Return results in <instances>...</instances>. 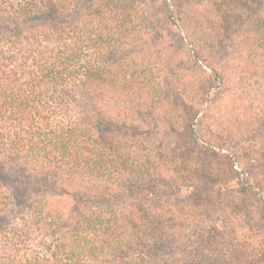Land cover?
Returning a JSON list of instances; mask_svg holds the SVG:
<instances>
[{
    "label": "trees",
    "instance_id": "trees-1",
    "mask_svg": "<svg viewBox=\"0 0 264 264\" xmlns=\"http://www.w3.org/2000/svg\"><path fill=\"white\" fill-rule=\"evenodd\" d=\"M145 3L0 0L14 29L0 30V174L28 167L35 183L25 200L30 177L11 197L0 182V264H264V240L239 223L243 207L264 225V93L223 109L222 137L200 132L214 87L218 99L228 77L264 82V0H160L165 24ZM232 141L231 158L213 152ZM225 193L230 212L197 217ZM160 195L186 210H155ZM62 197L82 201L70 225L49 202Z\"/></svg>",
    "mask_w": 264,
    "mask_h": 264
},
{
    "label": "rangeland",
    "instance_id": "rangeland-1",
    "mask_svg": "<svg viewBox=\"0 0 264 264\" xmlns=\"http://www.w3.org/2000/svg\"><path fill=\"white\" fill-rule=\"evenodd\" d=\"M141 1L146 2L145 3V7H143V11H144V13L147 15V17L149 19H151L155 23H159V24H163L164 23L165 24V22H164L165 19L162 16H163V13L165 14V10L166 9L163 8V10H162L161 8L157 9L155 7V3L156 2H160V0L159 1L158 0H141ZM167 7L169 8V10L171 12V3H169V4L167 3ZM166 16H169L170 20L173 19V21H175L174 16L171 15L170 13L165 14V17ZM176 27H178L177 30H179V26H176ZM0 30L2 32H4V33L5 32L8 33L9 31H13L14 29H13L12 26L0 22ZM162 34L164 35V33H162ZM151 36L155 37V33L152 32ZM168 36L169 35L167 34L165 36V39H167ZM167 40H169V39H167ZM187 45H188V48L192 50L191 45L190 44H187ZM193 53H194V51H193ZM198 66H200L201 68L204 69V71L206 72L207 77H208L209 71L205 67H203L201 64H199V63H198ZM227 77L228 76H226L225 78L227 79ZM224 88H227V89H229L231 91H229L225 96L220 95L218 97V99H216V95H215V93L217 92V87H214L210 92H208L209 94H207V98H206L207 102H210L211 100H213L218 105V107H219L218 109L219 110L217 111L216 108L212 107V110L210 109V111L208 112V114H209L208 117L209 118H208V120H206V122H204V125H207V126L209 125V130H208L209 133H207L208 131L206 132L205 129L204 130H202V128L200 129L201 130L200 132H201L202 136H204V137L209 136V134H210V136H212L211 138H213V137L216 138V135H218V134H220V137H222V135H224V133L222 132V129H221L222 128L221 125L224 124L223 123L224 122L223 119H225V120H228V119L226 118V114H223V109L224 110L227 109V106H229L230 104H233V103L240 104L243 101L247 105L251 104L253 106L254 105L257 106L258 104L255 101L262 99L260 96H261L262 92L264 93V82L261 79L258 82H254L252 80L251 81H248V80L241 81V79L239 80V78L237 76H235L234 78L231 76L230 78L228 77V79L224 83ZM212 93H214V94H212ZM211 96H212V98H211ZM143 108L144 107H141V109H143ZM240 120L242 121V119H240ZM219 127H221V128H219ZM235 133H237V132L235 131ZM238 133L240 135H243L242 131H239ZM247 133H251L250 135L252 136L253 134H258V131L255 128L254 129L253 128H249L248 131L244 133L243 139H247L248 138L249 134H247ZM219 142H217V144ZM232 142H233L232 145L234 146V148L230 149V151L227 150V151H222V152L219 153L220 150L213 149V152L216 155L223 156V157H229L230 154L233 155L235 153V151H233V150H237V148L235 146V142L234 141H232ZM231 156L229 158H231ZM222 158H221L220 161H218L219 163H221V165L224 162ZM234 158H236L235 155H234ZM29 169H28V167H22L21 170H18V174H19L18 177L19 178L30 177V181H29L28 185H26L22 189L24 192L21 195V199L25 198V200H26V196L30 195V190L33 187L31 184H33V185L35 184L34 181H32L33 180L32 178H33L34 174H31L32 172ZM219 169L220 168L217 167V166H215V170L213 169V173H215V175L217 177H221L222 176V175H220V171H217ZM18 177H14L13 175H9L7 173L0 174V182H1V187H2L1 190L3 192H8L9 194H7V195H9L10 197L13 195V192L15 191V187H14V183L13 182L15 181V179H18ZM161 178L164 179V175H162ZM37 179H39V176L37 177ZM127 180H129V179H127ZM24 181H26V180H24ZM167 183H169V182L167 181ZM129 185L132 186V187H136L133 184L132 180H130V184ZM234 190H237V189L233 188V191ZM231 196H232V194L225 193L222 197H220L218 199V201L216 199H214V198L213 199H209L210 202H203V200H201L198 203V207L195 209V213H196L197 217L201 218V216L203 215L204 212L206 214H208L209 218L213 219V221L216 220V219H220V217L225 216L226 212L228 213V212L231 211V208H230L232 206L231 202L235 199L234 197H236L235 193L233 194L232 198H229ZM56 201L58 203H56ZM77 201L78 202L75 203L74 200L68 199L66 197H62V198H59V199L58 198H54V199H50L49 200V202H52L53 208L55 207V209H58V208H59V210L61 209V217L63 219H65L66 220L65 223H68L69 225L71 223H73L74 221H76L77 218L79 216H81V214H82V209H81V207L79 205V204L82 203V201L80 200V198ZM152 205L155 207V210H158L157 208L160 207L161 209L162 208H164V209L167 208V209L172 210V211H179V208H180L178 206V204H177V199L176 198H171V200L169 199V202H166L164 197H162V195H160L158 198H156L155 202H153ZM180 206H181V204H180ZM11 208L12 207L9 208V212H10ZM13 208H14L15 211L17 210V212H21L22 216L27 213V211H26V209L24 207L23 208H20V207L16 208L14 206ZM180 209L181 210H186L185 208H183V206ZM112 210H114V209H112ZM242 210H243V207L240 209V212H242V215L244 216V218L241 217L239 223L243 224V225H246V224H248L249 226L251 225V227H249V228L252 229L253 231L256 230L255 233H250V234L247 233L246 237L248 239H250V237H255L254 240H256V242L264 240V225L258 227V225L256 223H254V222L250 223V222L246 221V219H245L246 213H244ZM9 212L7 214H5V217L9 216ZM235 215H236V218H237L238 214L236 213ZM192 216L194 217V215H192ZM191 218L192 217L188 218V220L185 221L184 218L181 216V218L180 217L178 218V221L182 222V225L183 224L187 225V223H189V222H194V221H190L189 220ZM261 218H263V217H261ZM205 224H206V222H205ZM255 225H256V227H255ZM259 228H260L262 234L260 233ZM29 237H30L31 240H35V241H32L33 243L31 242L32 246H36L35 244L38 242L39 239L37 240V238H36V236H35V234L33 232L29 233ZM258 237H261V239H257ZM183 244H184L183 242L179 241V246H183ZM174 254H175V256H177L178 253H174ZM182 254L184 255V253H182ZM186 257L187 256H180V254H179L178 258H180V259L183 258L185 261H187ZM152 264H166V259H164L163 255H160L156 259H154V261H152ZM218 264H223V261L222 260L218 261Z\"/></svg>",
    "mask_w": 264,
    "mask_h": 264
}]
</instances>
